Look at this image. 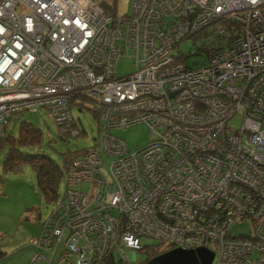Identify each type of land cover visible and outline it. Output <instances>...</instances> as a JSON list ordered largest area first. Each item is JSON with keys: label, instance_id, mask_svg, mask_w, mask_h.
I'll return each instance as SVG.
<instances>
[{"label": "built area", "instance_id": "1", "mask_svg": "<svg viewBox=\"0 0 264 264\" xmlns=\"http://www.w3.org/2000/svg\"><path fill=\"white\" fill-rule=\"evenodd\" d=\"M188 42L205 63H187ZM122 57L134 70L119 77ZM84 104L98 144L67 171L29 264H147L152 247L264 264V0H134L128 16L0 0V143L14 114L39 109L77 136ZM138 123L151 141L130 152L110 130Z\"/></svg>", "mask_w": 264, "mask_h": 264}, {"label": "rangeland", "instance_id": "2", "mask_svg": "<svg viewBox=\"0 0 264 264\" xmlns=\"http://www.w3.org/2000/svg\"><path fill=\"white\" fill-rule=\"evenodd\" d=\"M99 1V0H97ZM107 1V0H105ZM134 0H118L116 5L117 16H128ZM184 55H191L187 58V63L199 61L205 63L206 54L196 55L190 42L182 46ZM134 61L127 57H122L117 65V76L122 77L134 70ZM92 105L84 104L82 110L72 108V114L84 130L80 137L61 138V132L53 119L44 109L37 112H22L14 114L7 125V134L13 139L18 138L21 123L31 124L41 133L40 143L37 147H25L21 150L26 153H38L52 159L57 165H62L63 160L69 152L91 149L96 146L99 140V124L97 117L90 109ZM96 108V106H94ZM79 120V122H77ZM241 117L235 116L231 120V128H239ZM80 129V128H79ZM74 130L70 132L72 135ZM110 134L122 139L130 152L147 146L150 141V130L147 124L138 123L128 127L126 130H110ZM8 152L5 146L0 150V181L2 188L0 193V264H29L32 254V239L39 236L44 222L48 219L52 211L57 206L65 192L66 186L63 179L60 180L57 190V198L52 202H46L38 190L35 174L28 164L22 166L19 172L4 171L2 164ZM111 157L105 159L107 167ZM249 221L238 223L232 228L233 234L246 235L250 229ZM143 247L156 246L157 241L147 237L141 238ZM138 260H145V254H139Z\"/></svg>", "mask_w": 264, "mask_h": 264}, {"label": "trees", "instance_id": "3", "mask_svg": "<svg viewBox=\"0 0 264 264\" xmlns=\"http://www.w3.org/2000/svg\"><path fill=\"white\" fill-rule=\"evenodd\" d=\"M94 1H96L99 4V6L108 14L113 16L116 15V5L118 0H107V1L94 0ZM90 110L96 117L95 111L92 109ZM77 122H79V120H77ZM78 124L80 129L78 128L77 123L73 124V128L78 130L77 136L69 135L68 130H65L64 128L58 126L59 131L61 132V138L66 140L67 137L77 138L80 137V135L84 134V130L81 127V124L80 123ZM40 136H41L40 131L34 128L31 124H27V123L20 124L19 134L16 140L13 139L10 134L9 135L7 134V128H6L5 137L1 140L0 143V150L5 146L8 147V152L5 156L2 167L4 171L19 172L23 165L28 164L35 174L36 184L39 192L46 200V202L49 203L56 200L58 196L57 190L61 179L64 180L66 186V179H65L66 173L71 167L73 161L80 157H83L85 154L89 152L90 149H83L81 151L69 152L68 154H66L63 160V164L57 165L52 159L42 154H38V153L30 154L23 152L21 150L22 148L25 147H37L40 143ZM96 146H94L93 148H95ZM1 188H2V182H1ZM1 188H0V193H1ZM63 197L61 199H63ZM60 200L57 202H60ZM236 225H234L233 227H235ZM232 228L230 230L231 235L234 236L241 235V234H233ZM33 252H34V247H33ZM143 253H145L146 256L148 255L147 257L148 259H151L152 257L163 253V251L161 248L152 247L149 250L144 251ZM2 255L3 252L0 251V257Z\"/></svg>", "mask_w": 264, "mask_h": 264}, {"label": "water", "instance_id": "4", "mask_svg": "<svg viewBox=\"0 0 264 264\" xmlns=\"http://www.w3.org/2000/svg\"><path fill=\"white\" fill-rule=\"evenodd\" d=\"M214 258V253L205 248H176L152 257L147 264H212Z\"/></svg>", "mask_w": 264, "mask_h": 264}, {"label": "crops", "instance_id": "5", "mask_svg": "<svg viewBox=\"0 0 264 264\" xmlns=\"http://www.w3.org/2000/svg\"><path fill=\"white\" fill-rule=\"evenodd\" d=\"M33 240V239H32Z\"/></svg>", "mask_w": 264, "mask_h": 264}]
</instances>
